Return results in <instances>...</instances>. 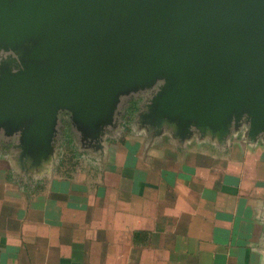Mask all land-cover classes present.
Segmentation results:
<instances>
[{"label":"water","instance_id":"obj_1","mask_svg":"<svg viewBox=\"0 0 264 264\" xmlns=\"http://www.w3.org/2000/svg\"><path fill=\"white\" fill-rule=\"evenodd\" d=\"M0 135L15 171L56 163L59 115L103 154L121 103L147 140L264 144V0H0ZM81 149V150H82Z\"/></svg>","mask_w":264,"mask_h":264},{"label":"crops","instance_id":"obj_2","mask_svg":"<svg viewBox=\"0 0 264 264\" xmlns=\"http://www.w3.org/2000/svg\"><path fill=\"white\" fill-rule=\"evenodd\" d=\"M163 136L118 149L97 187L57 179L54 163L51 191L37 179L32 193L4 162L0 264H264V203L236 204V165L218 158L228 146Z\"/></svg>","mask_w":264,"mask_h":264},{"label":"rangeland","instance_id":"obj_3","mask_svg":"<svg viewBox=\"0 0 264 264\" xmlns=\"http://www.w3.org/2000/svg\"><path fill=\"white\" fill-rule=\"evenodd\" d=\"M6 58L7 57H5V55H2L0 57V62ZM149 97L150 94L146 93L138 98L134 97L131 99H135L136 102L139 104L138 110L136 111L135 115L141 110V107L145 104L146 100ZM126 110L127 112H125ZM124 112L126 113V115L131 116V112H135V101H122L116 127L111 130V133L108 132L107 136L105 137L104 146L107 152L106 155L99 154L93 151H88L86 149L83 150L81 144L79 143L77 135L76 137H74V135L69 130L63 128L61 130L58 129L56 144L57 154L55 162L56 164H58L61 170L57 171L54 177L63 180L65 179V176L73 175L72 177H74L76 184H80L82 186L84 182L83 180H86L90 182L93 187H97L101 175L103 174L104 166L108 168L111 166V164L115 163L118 149H122L125 146L129 148L142 146L145 141H135V136L141 135L143 138H146L145 134L143 132L138 131L137 124L134 119L125 117L124 121L121 120V117L125 116ZM70 127L73 130L71 125ZM246 134L247 132L245 128L235 133V135L230 138L229 143L227 144L228 150L221 151L220 154H218V158L221 162V165L226 163L236 165L232 169H230L234 172L233 174H235V179L237 182L235 190L237 197L236 204L239 205V202L241 201L245 202V206L253 207L255 203L256 207V203H264V144H262L261 141H258L257 144H251L250 142H248ZM162 137L165 138V136ZM14 145L15 142L12 145V150ZM250 145H254V147H251ZM13 152L14 151H12L7 158L5 155L0 154L1 168L2 166L6 168V165L10 167L13 166L12 160L10 159V157H13L14 155ZM244 158H246V161L247 158H250V162L255 164V167L251 168V172L249 175H247V172H245L243 168L244 161L242 162V159L244 160ZM4 162L6 163V165L4 164ZM111 168L114 167L111 166ZM254 168L256 169V177L257 175L259 177V180L256 179L255 185L252 183V175L254 174ZM11 172L13 176L12 174L10 176L15 180H20L25 183L28 179L29 189L32 193L33 190L36 189L37 185L39 184L36 183L37 179H40L42 181L41 186H43L44 190L50 192L52 189L51 181L54 177H52L51 174V167L49 169V172L43 173L42 176L33 175L27 176V178L23 174L17 171H13V169H11ZM223 172L224 171H220L219 174H222ZM245 175H247V177H245L244 179ZM20 187L23 193L26 192L27 188L24 184H22V186ZM36 191L37 190H35L34 192ZM31 192L29 194H31ZM255 207L254 211L256 210ZM258 236L259 235H257V238H259V242L264 244V234H262L261 237Z\"/></svg>","mask_w":264,"mask_h":264},{"label":"flooded vegetation","instance_id":"obj_4","mask_svg":"<svg viewBox=\"0 0 264 264\" xmlns=\"http://www.w3.org/2000/svg\"><path fill=\"white\" fill-rule=\"evenodd\" d=\"M2 55H5V57H7V55H9V54H5V53H2V52H0V57L2 56ZM132 98H134V97H132ZM132 98H127V99H124V101H126V102H134V101H136L135 99L134 100H131ZM130 105V104H129ZM125 112H127V110L125 111ZM124 112V114H125V116L123 117H121V120L122 121H124V119H125V117H128V118H130V119H134L135 120V112H131V116L130 115H126V113ZM63 114V115H62ZM121 121V122H122ZM70 121H69V116H68V114H66V113H61L60 115H59V124H58V129L59 130H61L62 128L63 129H66V130H70L68 127L71 125L70 123H69ZM112 131H109V133H111ZM74 137H76V136H74ZM14 142H15V140H13V139H7V138H5L4 136H3V134H1L0 135V154H2V155H5L6 156V158L8 157V155H10L11 154V150H12V145L14 144Z\"/></svg>","mask_w":264,"mask_h":264},{"label":"trees","instance_id":"obj_5","mask_svg":"<svg viewBox=\"0 0 264 264\" xmlns=\"http://www.w3.org/2000/svg\"><path fill=\"white\" fill-rule=\"evenodd\" d=\"M138 107H139V104L135 101V113H136V111L138 110ZM63 115V114H62ZM135 120H136V115H135ZM70 130V132L74 135V136H76V134H75V132L71 129V127L69 126L68 127Z\"/></svg>","mask_w":264,"mask_h":264}]
</instances>
